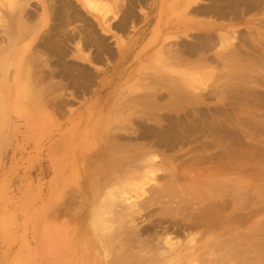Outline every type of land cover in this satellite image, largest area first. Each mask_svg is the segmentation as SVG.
I'll return each mask as SVG.
<instances>
[{
    "label": "rangeland",
    "instance_id": "1",
    "mask_svg": "<svg viewBox=\"0 0 264 264\" xmlns=\"http://www.w3.org/2000/svg\"><path fill=\"white\" fill-rule=\"evenodd\" d=\"M42 1L0 0V41L16 2ZM251 2L259 33L225 45L234 56L202 81L126 73L137 77L107 84L99 113L77 116L89 147L26 152L39 193L7 202L28 246L65 264L75 232V264H264V4ZM60 12L76 16L72 3Z\"/></svg>",
    "mask_w": 264,
    "mask_h": 264
},
{
    "label": "crops",
    "instance_id": "2",
    "mask_svg": "<svg viewBox=\"0 0 264 264\" xmlns=\"http://www.w3.org/2000/svg\"><path fill=\"white\" fill-rule=\"evenodd\" d=\"M250 1L102 0L95 8L89 0H43L30 10L16 2L0 41V211L7 212L0 214L6 245L0 264H57L38 241L27 245L7 202L12 194L39 193V159L26 152L71 141L89 147L85 119L77 116L99 113L107 84L137 77L126 73L202 81L234 56L221 52L225 45L259 33L262 5L251 10ZM68 3L76 16L60 12ZM76 237L65 264L86 251Z\"/></svg>",
    "mask_w": 264,
    "mask_h": 264
},
{
    "label": "bare ground",
    "instance_id": "3",
    "mask_svg": "<svg viewBox=\"0 0 264 264\" xmlns=\"http://www.w3.org/2000/svg\"><path fill=\"white\" fill-rule=\"evenodd\" d=\"M63 1H64V0H63ZM256 1H257V0H256ZM59 3H60V2H59ZM62 3H63V2H62ZM256 3H257V2H256ZM60 4H61V3H60ZM247 4H248V3H247ZM249 4H250V9H253L254 3L250 1ZM232 6H233V5H232ZM256 7H257V6H256ZM256 7H255V8H256ZM61 15H62V14H61ZM206 184H207V183H206ZM222 204H224V203H222ZM221 208H222V207H221ZM208 209H209V208H208ZM208 215H209V214H208ZM204 216H205V215H204Z\"/></svg>",
    "mask_w": 264,
    "mask_h": 264
}]
</instances>
